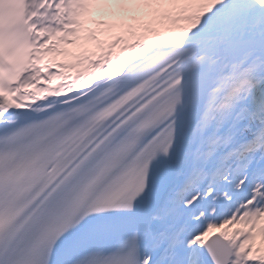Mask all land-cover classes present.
Returning <instances> with one entry per match:
<instances>
[{"label": "snow or ice", "instance_id": "6c2138e0", "mask_svg": "<svg viewBox=\"0 0 264 264\" xmlns=\"http://www.w3.org/2000/svg\"><path fill=\"white\" fill-rule=\"evenodd\" d=\"M0 264H264V0H0Z\"/></svg>", "mask_w": 264, "mask_h": 264}]
</instances>
